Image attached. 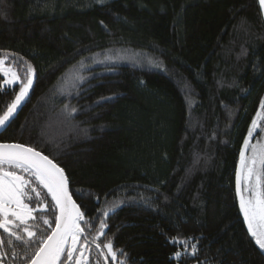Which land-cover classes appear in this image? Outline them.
<instances>
[{
    "label": "trees",
    "instance_id": "16d2710c",
    "mask_svg": "<svg viewBox=\"0 0 264 264\" xmlns=\"http://www.w3.org/2000/svg\"><path fill=\"white\" fill-rule=\"evenodd\" d=\"M114 48L141 51L152 66L119 65L58 93L79 61ZM7 53L21 76L25 61L35 76L0 143L32 146L65 169L88 221L86 264H264L235 188L240 149L264 100L256 0H0V56ZM18 91L0 89V114ZM32 183L49 205L28 222L39 239L50 234L39 217L54 227L56 212ZM27 191L25 202L39 208ZM188 238L185 251L178 241ZM0 239L1 264H27L35 251L14 239L9 248L3 230ZM108 239L115 262L103 248ZM61 259L75 264L66 252Z\"/></svg>",
    "mask_w": 264,
    "mask_h": 264
},
{
    "label": "snow or ice",
    "instance_id": "6c2138e0",
    "mask_svg": "<svg viewBox=\"0 0 264 264\" xmlns=\"http://www.w3.org/2000/svg\"><path fill=\"white\" fill-rule=\"evenodd\" d=\"M259 2L261 8L264 9V0H259ZM13 55L7 53L0 56V76L3 77L0 89L7 94V86L19 84V91L16 92L14 99L6 104L5 110L0 114V128H6L9 125L14 113L28 96L34 82L33 66L25 61L26 71L24 76H21L16 68L17 62L12 59ZM8 61L10 63H6ZM72 111L74 112L75 109ZM261 121H264V100L261 101L260 110L253 118L240 150V163L236 170V193L248 234L254 239L256 245L264 250V140L252 143V140L256 139L258 125ZM249 149L250 154H248ZM33 178L43 189H46L48 196L51 197L52 210L58 211V214H55L54 227H51L52 222L47 217L43 215L39 217L44 225L50 226V234L39 239H37V232L28 222L37 219L35 212L49 211V205L40 198V192L33 186ZM29 188L40 199L39 208L30 207L25 202V198L32 199L27 191ZM112 210H105L104 217L107 218ZM81 221L88 223L84 212L73 200L69 189V178L63 167L32 146L20 143H0V230H3L9 237L7 240L9 248L14 247L13 239L23 243L25 249L35 245V251L31 254L27 264H65V261L61 259L65 252L67 261L71 262L74 259L73 253L77 251V243L84 234ZM106 226V219H101L98 230L100 235L105 234ZM98 239L99 236L94 237L93 242L95 243ZM190 239L178 241L184 245L185 251ZM173 242L176 243L177 240L174 239ZM4 245L5 241L0 239V258L5 255ZM86 245L85 238L84 244L80 247V255L75 257V264H86L88 260V257L84 255ZM103 248L108 250L107 255L111 256L112 261L115 262L117 255L113 250L112 240L108 239L103 244ZM191 248L192 254L195 255L196 245L191 244ZM17 255L19 253L16 251L12 252L14 258ZM25 255L28 253L25 252ZM175 256L179 258L181 253L177 252ZM120 264L124 262L120 261Z\"/></svg>",
    "mask_w": 264,
    "mask_h": 264
},
{
    "label": "rangeland",
    "instance_id": "374dc122",
    "mask_svg": "<svg viewBox=\"0 0 264 264\" xmlns=\"http://www.w3.org/2000/svg\"><path fill=\"white\" fill-rule=\"evenodd\" d=\"M119 65L151 67L152 63L141 51L137 50L114 48L96 52L83 58L74 68L62 76L58 82V85L60 86L58 93L69 91V89L76 87L79 82L87 79L90 75L113 70ZM81 77L83 78L82 80L80 79ZM261 133L259 140H264V127L262 128ZM250 153L251 150L249 149L248 154ZM261 251L264 253V250Z\"/></svg>",
    "mask_w": 264,
    "mask_h": 264
},
{
    "label": "water",
    "instance_id": "95a60500",
    "mask_svg": "<svg viewBox=\"0 0 264 264\" xmlns=\"http://www.w3.org/2000/svg\"><path fill=\"white\" fill-rule=\"evenodd\" d=\"M257 1V5H258V8H259V11H260V14H261V18H262V22H263V25H264V9H262L261 8V5H260V2H259V0H256ZM23 103V102H22ZM22 103H21V105H22ZM20 105V106H21ZM20 108V107H19ZM18 108V109H19ZM244 142V141H243ZM242 146H243V144H242ZM241 146V147H242ZM241 150V149H240ZM239 163H240V153H239V159H238V163H237V167L239 166ZM237 167H236V170H237ZM235 188H236V173H235ZM46 190V189H45ZM236 197H237V202H238V207H239V198H238V196H237V193H236ZM239 212H240V209H239ZM56 214H58V211H56ZM240 216H241V218H242V221H243V224H244V227H245V230H246V232H247V234H248V231H247V226H246V224H245V222H244V218H243V215L241 214V212H240ZM249 235V234H248ZM249 237H251L250 235H249ZM78 243H79V241H78ZM78 243H77V245H78Z\"/></svg>",
    "mask_w": 264,
    "mask_h": 264
},
{
    "label": "flooded vegetation",
    "instance_id": "af4514ba",
    "mask_svg": "<svg viewBox=\"0 0 264 264\" xmlns=\"http://www.w3.org/2000/svg\"><path fill=\"white\" fill-rule=\"evenodd\" d=\"M84 242H85L84 238L80 239V241H79V243L77 245V251L73 253V257H77V256L80 255V247H81L82 244H84ZM91 245L92 244L89 241H87V245H86V248L84 250V255L86 257H89V255H90L91 247H92Z\"/></svg>",
    "mask_w": 264,
    "mask_h": 264
}]
</instances>
